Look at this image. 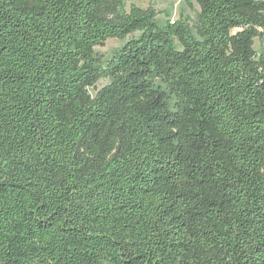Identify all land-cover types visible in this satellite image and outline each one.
<instances>
[{
    "label": "trees",
    "instance_id": "obj_1",
    "mask_svg": "<svg viewBox=\"0 0 264 264\" xmlns=\"http://www.w3.org/2000/svg\"><path fill=\"white\" fill-rule=\"evenodd\" d=\"M133 1L0 0V264H264V0Z\"/></svg>",
    "mask_w": 264,
    "mask_h": 264
},
{
    "label": "rangeland",
    "instance_id": "obj_2",
    "mask_svg": "<svg viewBox=\"0 0 264 264\" xmlns=\"http://www.w3.org/2000/svg\"><path fill=\"white\" fill-rule=\"evenodd\" d=\"M134 4L140 7L152 6L157 12V17L160 21L166 19L176 20L180 15L194 18L199 6L196 0H134ZM130 2H128V5ZM125 40L119 38H109L104 43L95 47V51L107 57L110 55L112 49L120 46ZM254 47L258 52L264 53V38H255ZM108 79L102 78L98 81L95 88L90 87L89 91L92 95L95 94L96 89L101 88L108 83Z\"/></svg>",
    "mask_w": 264,
    "mask_h": 264
}]
</instances>
